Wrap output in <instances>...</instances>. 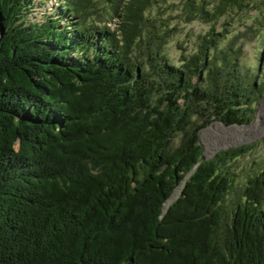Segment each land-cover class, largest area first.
<instances>
[{
	"label": "trees",
	"instance_id": "1",
	"mask_svg": "<svg viewBox=\"0 0 264 264\" xmlns=\"http://www.w3.org/2000/svg\"><path fill=\"white\" fill-rule=\"evenodd\" d=\"M155 1L57 0L33 22L44 1L0 0V264H264V169L226 210L244 150L200 143L250 121L261 59L243 72L212 31L171 64ZM179 3L187 23L254 8L242 35L264 44V0Z\"/></svg>",
	"mask_w": 264,
	"mask_h": 264
},
{
	"label": "rangeland",
	"instance_id": "2",
	"mask_svg": "<svg viewBox=\"0 0 264 264\" xmlns=\"http://www.w3.org/2000/svg\"><path fill=\"white\" fill-rule=\"evenodd\" d=\"M45 5H38L35 12L29 16L30 21H39L43 14L53 13L57 7V0H41ZM180 0H157L154 6L147 12L151 17H160L167 25L166 32L169 34L167 45L164 46V55L168 61L176 66H182L185 57H191L199 53L203 39L210 32L224 33L226 39L219 38L214 49V55L220 51H227L230 43L236 36L238 57L241 69L247 72L249 69L260 68V80L264 81V44L259 38L251 34L242 35L246 24H251V16L257 17L254 8L250 13L231 11L227 17L219 18L214 23L193 21L187 23L180 15ZM39 4V2H37ZM111 27L117 30L121 24V18L111 16ZM227 24V25H226ZM236 46V45H235ZM261 52V54H260ZM253 101L251 110L248 112L250 121L243 125L226 126L220 121H215L201 131L200 143L205 147L206 159L213 158L219 151L243 149L239 157L228 160L224 169L231 172L234 178V186L226 197V210L230 209L231 203L241 195L248 177L260 173L264 169V92ZM196 124H202L203 119H195ZM181 136L175 137L176 146L180 144ZM180 190L174 194L177 197Z\"/></svg>",
	"mask_w": 264,
	"mask_h": 264
}]
</instances>
